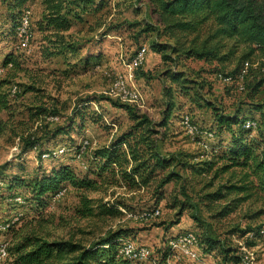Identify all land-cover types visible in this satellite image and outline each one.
Wrapping results in <instances>:
<instances>
[{"label":"clouds","instance_id":"clouds-1","mask_svg":"<svg viewBox=\"0 0 264 264\" xmlns=\"http://www.w3.org/2000/svg\"><path fill=\"white\" fill-rule=\"evenodd\" d=\"M9 2L16 4V0ZM128 2L135 7L136 0ZM173 2L174 0H162L166 5ZM179 2L183 3L184 0ZM202 2L208 5L206 10L195 17L190 15L187 19L195 23L207 17V22L211 23L214 29L225 30V37H230V43L237 48H243L245 51L264 49V0H202ZM0 3H3V0H0ZM29 4L30 0L24 6V27L20 29L19 39H14L9 34L11 21L5 22L0 18V61L9 54L24 59L18 54L24 51L20 49V43L31 34L34 17L27 11ZM140 4L142 6L140 15L132 18L140 19L141 26L147 23L157 29H163L171 22L163 19L161 8L155 0H140ZM221 9L235 18L234 31L220 20ZM131 32L134 35L135 29ZM121 34V38L127 43L125 29H121ZM115 35L112 33L101 39L97 29L93 33L95 39L85 44L75 59L79 60L89 51L106 52V45L112 42ZM149 38H154V35H150ZM172 42L169 40V43ZM107 58L105 56V59ZM255 59L259 64H264V56ZM9 68H12L11 64ZM258 70L264 73V67ZM156 97L158 98L155 111H163L169 97L161 95L159 88ZM173 98L177 103L183 101L185 107L179 113L184 117L181 126L186 129L190 139L200 137L197 147L205 154V158L212 159L230 151L239 153L247 150L258 159L264 160V95L249 100L242 92L235 93L227 103L215 101L219 104L215 111L205 107L197 110L195 114L188 111L190 106H195L187 98L179 95L176 86H173ZM242 100L244 103H241ZM18 111L15 106L7 110L0 106V117L3 118V125L0 127L4 128L3 134L0 135V143H3V157L0 159V264H77L72 249L81 243L90 248L89 255L94 257L89 264H214L207 251H202L207 249V242L204 240V230L196 223L176 228L169 227L167 232L145 233L143 238L133 231H117L121 224L135 225L151 221L145 220L139 212L134 216L121 208L120 204L113 205L112 202L117 197L121 199L136 197L129 202L147 201L148 203L143 205L147 209L151 204L149 194L159 177L164 174L157 169L156 179L148 185L142 182V177H137L135 184L132 185V191L128 190V182L121 179V174L125 170L130 172L135 163L131 160L132 154L139 152L144 157L151 155V152L146 150L145 142H136L146 134L143 127L135 131L131 139L125 140L122 137L113 145L112 140L123 132L124 128L119 126V121L113 122L111 114L106 113L94 99L82 101L76 107L75 115H72L69 108L55 118L25 120L22 124L17 123L15 116L11 119L8 116L9 112ZM194 115L203 117V120L198 119L195 125H191L189 120L193 119ZM105 125L108 126L109 132L101 134L99 129ZM25 139L32 142L25 144ZM97 148L118 152L121 157L118 162L120 167L115 171L109 167L106 172H102L105 161L101 155L94 154ZM125 160L128 161L127 164L124 163ZM150 163L155 164V158ZM254 166L255 161H250L249 181L256 186L253 190L254 196H264V175H252ZM94 172H102L95 177V180L99 181L96 185L98 190L116 192L115 196H110L109 203L103 205V210L114 211L120 208L123 219L118 222L109 220L106 226L99 221L91 235L81 237L79 240L74 227L79 217L71 212L65 215L63 225L57 224L55 229L49 227L54 220L52 209L62 208L67 203L65 197L69 193L70 182L88 183V178ZM113 185L120 187L113 188ZM81 195H87V190H83ZM100 203L92 201L87 208L79 210L96 214L101 211L97 208V204ZM109 232L114 235L102 243H96ZM36 236L41 238L39 242L35 239ZM133 236L136 237L135 240L132 239ZM44 239L77 242L43 244ZM92 244H95V248L90 247Z\"/></svg>","mask_w":264,"mask_h":264},{"label":"rangeland","instance_id":"rangeland-1","mask_svg":"<svg viewBox=\"0 0 264 264\" xmlns=\"http://www.w3.org/2000/svg\"><path fill=\"white\" fill-rule=\"evenodd\" d=\"M27 3L28 0H24L20 13L16 10H9L8 7L12 4L9 0H3V3H0V18L5 22L11 21L9 34L14 39H17L15 28ZM88 8L92 11L81 15L82 22H73L67 33L69 34L68 40L80 44L83 50L85 44L95 39L93 33L97 29H99L101 39L112 33L116 35L112 38V42L106 45V52L89 51L81 56V58L89 59L93 56L98 58V61L92 59L84 65L73 57L69 59V55H47L48 43L44 40L47 33L38 31V21L42 13L41 0L39 3L38 0H30L27 10L34 17L31 37L25 48L20 46V49L24 51L18 54L24 59L21 60L9 54L4 57L3 61H0V106L5 110L14 106L18 108V112H9L8 116L9 119L15 116L17 123L22 124L25 120L55 118L69 108L72 115H75L76 107L82 101L94 99L106 113L111 114L113 122L119 121V126L124 128V131L120 132L112 143L122 137L125 140L130 139L127 134L136 125L125 109L115 107L114 104L125 105L135 115L145 116L152 123V130L155 132L152 138L157 139L160 155L174 158V160L175 157H181L187 167L181 170L173 161L169 170L179 174L182 180L165 185L162 189L163 198L156 206L150 192L151 204L147 210L157 209L159 211L157 216L150 218V223L121 224L117 230L133 231L143 238L145 233L167 232L169 227L176 228L196 223L204 230V235H208L228 248L230 257L237 258V264H264V237L249 238L240 233L245 229H264V196H254L253 190L256 187L254 184L250 186L247 193H227L226 186L239 185V182L242 185L250 183L248 170L232 168L224 170L231 164L226 157L227 153L212 159L205 158V154L197 147L200 138L190 139L180 125L182 116L179 113L185 107L183 101L177 103L173 98V86H176L179 95L187 98L195 106L188 108L190 113L195 114L197 110L205 107L215 111L219 107L215 101L227 103L233 94L240 92L236 90L234 84L228 85L221 81L219 75L222 74L215 71V64L177 58L167 49L162 54L157 53L158 51L152 46L163 48L166 38L157 33L159 31L154 25L145 23L141 26L140 19L132 18L140 15L142 9L140 0H136L135 7L128 0H102L101 2L95 1ZM15 17L17 21L14 24ZM97 24L101 27L97 28ZM111 26H117V29L108 31ZM122 28L125 29L127 43L121 38ZM133 29H135L134 35L131 32ZM150 35H154V38L150 39ZM140 47L146 48L145 60L137 70L131 72L132 78L129 80L130 72L121 64V58L130 60ZM160 55L167 56V59L162 60ZM105 56L108 58L105 59ZM10 64L12 68H9ZM141 72L146 73L145 77L141 76ZM120 75L126 78L129 88L139 93L137 102H122L108 98L106 95L109 85L116 76ZM157 88L160 89L161 95L169 97L163 111H155L158 98L156 97ZM243 94L245 95L244 92ZM241 103L244 101L242 100ZM169 104L172 108L167 111ZM40 109L46 111L43 112ZM167 113L168 116H166ZM165 118H167L166 126L162 127L160 124ZM198 119L202 121L203 117L194 115L191 122L195 125ZM0 125H3L2 117H0ZM3 132L4 128L0 127V135ZM99 132L101 134L109 132L108 126L100 128ZM2 149L3 143H0V159L3 157ZM99 149L101 148L96 150ZM201 168H206L207 171L203 173ZM88 179L95 180V177L92 175ZM97 184L99 181L95 180V191L68 185L69 193L65 197L67 203L62 208L52 209L54 220L48 226L55 229L57 224L63 225L65 215L71 212L79 217L77 225H74L77 240H79L81 237L91 235L99 221L106 226L109 220L115 222L122 220L123 213L120 208H116L120 213L117 216L103 213V205L108 204L110 196H115L116 192L100 191L96 187ZM112 187L119 188L118 185ZM181 189L184 190L185 195ZM83 190H87V195H81ZM216 192L222 195L220 199L213 197ZM207 194L210 198L202 199ZM247 195L249 197L245 199ZM135 199L136 197L126 199L117 197L112 204H120L121 208L126 212H131L134 216L137 212L141 215L145 210L143 205L148 202L144 200L136 203L129 202ZM92 201L101 202L97 204V208L101 209L100 212L93 214L91 211L79 210L87 208ZM132 239L135 240L136 237L133 236ZM63 241L77 242L75 240ZM202 251L205 250L202 249ZM207 254L211 256L214 264H232L224 263L218 251L207 252Z\"/></svg>","mask_w":264,"mask_h":264},{"label":"trees","instance_id":"trees-1","mask_svg":"<svg viewBox=\"0 0 264 264\" xmlns=\"http://www.w3.org/2000/svg\"><path fill=\"white\" fill-rule=\"evenodd\" d=\"M101 2L102 0H41L42 13L38 21V31L39 33H47L44 36V40L47 41V55H69L70 57L75 58L76 55L80 52L82 46L73 40H68L69 34H67L73 22H82L81 15H86L89 10V6L93 3ZM155 2L161 8L162 17L165 20H170L171 22L167 23V26L163 29H157L158 34H162L166 38V43L163 48L152 46L153 49L157 50L155 52L162 54L165 52V49L169 53L173 54L177 58H184L187 60H198L206 64H215L216 72H219L224 75H229L231 77L236 76L244 67V64H247L246 73L243 77V90L242 93H245V96L249 100L255 99V97L264 95V73H261L258 69L264 67V64H259L256 57L264 56V49L257 48L255 51L248 49L244 50L243 48H237L234 44L230 43V37H225V30L222 28H213L211 23L207 22V17H204L203 20H198L193 23L192 20L187 19L188 16H196L198 13H202L208 5L202 0H184L183 3H180L179 0H174L172 4H163L162 0H155ZM24 4V0H16V4H10L8 7L9 10H16L17 13H20V10ZM102 4V3H101ZM95 12V10H93ZM153 12L155 9L152 10ZM16 16V15H15ZM234 17L229 15L228 12L221 9L220 11V20L227 23L230 28L234 31ZM17 18H14V24L16 23ZM97 28L101 27L99 24L96 25ZM117 29V26H111L108 28V31ZM107 31V32H108ZM169 40H172V43H169ZM161 56V55H160ZM92 59L97 60L96 56L92 58H81L77 62L87 65ZM162 60H166L167 56L162 55ZM227 69V70H225ZM256 69L254 72L253 70ZM142 77H145L146 73H140ZM115 107L123 108L127 111L129 117L136 122V125L133 126L132 130L127 134L131 139L135 131L144 128L146 134L141 136L140 140H137V143L145 142L146 150L151 152V155L144 157L142 153L136 152L131 155V160L135 163L131 167V171L125 170L121 174V179L128 182V190H133L132 185L135 184L137 177H142V182L145 185L151 184L157 176V169H160L164 174L159 177L156 182L155 187L151 190V197L154 199L155 206L162 200L163 194L162 189L165 185L171 182L181 181L182 178L179 174L175 173L173 170H169L173 161L176 162V166H179L181 170H184L187 167V164L183 162L181 157L169 158L162 157L159 152L157 145V139H153L155 132L152 130V123L148 121L145 116L135 115L129 107L125 105L114 104ZM172 108L171 104L168 105L167 111ZM41 111L45 112L46 110ZM39 115H43L39 113ZM168 116V113L167 115ZM166 119L160 124V126H166ZM121 139L117 140L120 141ZM117 141L112 144H116ZM30 139L24 140L25 144L31 143ZM96 155H101L105 161V167L102 169V172H106L109 167L113 168L115 171L116 168L120 167L118 163L121 159L118 152L108 151L105 148L96 150ZM227 159L230 161V166L224 168L228 169H247L249 167L250 161H255V166L252 168V175L261 174L264 175V160H260L257 157L252 155L251 151L243 152H232L226 154ZM155 158V164H151L150 161ZM125 164L128 163L127 160L124 161ZM201 171L204 173L207 171L206 168H201ZM101 173H92L94 177ZM134 174V175H133ZM246 178L248 177L245 174ZM72 187H77L79 189L86 188L87 190H96L95 189V180L88 179V183L76 184L70 182L69 184ZM252 183L242 185L239 182V185H229L225 187L227 193L232 192L247 193L250 190ZM119 186V185H118ZM11 188V185H9ZM120 187V186H119ZM182 193L184 194V190ZM220 191V190H218ZM185 195V194H184ZM216 199H220L222 195L216 192L213 196ZM245 196L244 198H248ZM210 198V195L207 194L203 196L202 199ZM183 211V208H182ZM104 214L117 216L120 213L115 209L114 211H104ZM263 228L257 229H245L240 231L242 235H251L249 238L262 237L260 231ZM117 231H127V230H117ZM114 233L109 232L102 240L96 241V243H102L108 240ZM248 238V239H249ZM39 242L40 237H35ZM204 240L207 242V249H204L207 252L218 251L221 256V260L224 263L237 264L238 260L235 257H230V250L225 248L220 242L213 240L208 235H204ZM23 243V241H22ZM30 243V239H29ZM49 243H71L76 244V242L71 241H51L48 242L43 240V244ZM95 248V244L90 246ZM33 251L35 249H32ZM72 252L75 254L77 264H89V261L94 259L92 255H89L90 248L84 244H79L76 247H73Z\"/></svg>","mask_w":264,"mask_h":264},{"label":"built area","instance_id":"built-area-1","mask_svg":"<svg viewBox=\"0 0 264 264\" xmlns=\"http://www.w3.org/2000/svg\"><path fill=\"white\" fill-rule=\"evenodd\" d=\"M24 16H25V10L22 11L18 24L15 28V35L17 39H19L21 36L20 29L24 27V24H23ZM30 37H31V34L30 36H27L23 42L20 43V46L22 48H25L28 45ZM145 54H146V48L140 47L138 50H136V52L134 53V56L130 60H125L121 58V64L128 72H130L129 80L132 78L131 72L134 70H137L143 64L145 60ZM246 69H247V64H244L243 69L236 76L231 77L229 75H224V76L219 75V77L223 83L224 81L227 80L228 83H225V84H228V85L234 84L236 90L238 92H241L243 90V77L246 73ZM106 95L108 96V98H112V99H116V100H119L122 102H128V103L137 102L139 100V93L136 90L129 88V86L127 85L126 78L121 75L116 76L114 78L113 82L109 85L107 89ZM183 120H184V117L182 116L180 125H182ZM189 124L194 125L191 122V120H189ZM182 128L184 129V132L186 133V129L184 127ZM196 137L200 138L199 136H196ZM158 214H159V211L157 209L155 210L145 209L144 212L141 213V216H143L144 219L147 220V219H150L151 217L157 216ZM260 235L264 237V229L260 231ZM249 237H251V235H249Z\"/></svg>","mask_w":264,"mask_h":264}]
</instances>
